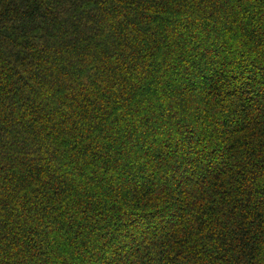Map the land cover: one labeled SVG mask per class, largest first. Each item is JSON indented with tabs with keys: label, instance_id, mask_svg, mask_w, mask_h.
I'll use <instances>...</instances> for the list:
<instances>
[{
	"label": "trees",
	"instance_id": "16d2710c",
	"mask_svg": "<svg viewBox=\"0 0 264 264\" xmlns=\"http://www.w3.org/2000/svg\"><path fill=\"white\" fill-rule=\"evenodd\" d=\"M0 264H264V0H0Z\"/></svg>",
	"mask_w": 264,
	"mask_h": 264
}]
</instances>
